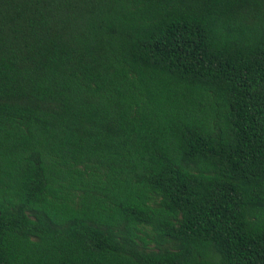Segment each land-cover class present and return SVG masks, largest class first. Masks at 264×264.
I'll return each instance as SVG.
<instances>
[{"label":"trees","instance_id":"obj_1","mask_svg":"<svg viewBox=\"0 0 264 264\" xmlns=\"http://www.w3.org/2000/svg\"><path fill=\"white\" fill-rule=\"evenodd\" d=\"M0 264H264V0H0Z\"/></svg>","mask_w":264,"mask_h":264}]
</instances>
